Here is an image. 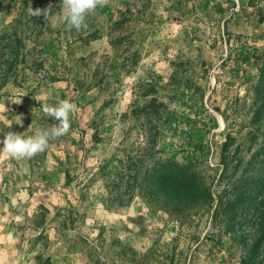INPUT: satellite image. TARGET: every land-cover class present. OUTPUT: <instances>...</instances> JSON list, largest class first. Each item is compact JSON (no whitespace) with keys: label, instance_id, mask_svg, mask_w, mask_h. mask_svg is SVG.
I'll list each match as a JSON object with an SVG mask.
<instances>
[{"label":"rangeland","instance_id":"obj_1","mask_svg":"<svg viewBox=\"0 0 264 264\" xmlns=\"http://www.w3.org/2000/svg\"><path fill=\"white\" fill-rule=\"evenodd\" d=\"M29 4L62 11L0 0V139L78 110L0 150V264H264V0H109L79 31Z\"/></svg>","mask_w":264,"mask_h":264},{"label":"clouds","instance_id":"obj_2","mask_svg":"<svg viewBox=\"0 0 264 264\" xmlns=\"http://www.w3.org/2000/svg\"><path fill=\"white\" fill-rule=\"evenodd\" d=\"M109 0H62L61 14L50 15L51 5L46 9L37 8L33 10L29 4L27 13L30 17H40L43 15L46 20L52 22L67 24L76 30L86 28L85 17L87 14L94 12L97 7H104ZM4 105L0 104V111L4 110ZM77 106L69 100H60L55 106L45 103L42 111L45 115L58 121L50 129L38 131L36 135L24 138L21 134L7 132L0 144L3 145L0 150L8 156L21 160L32 158L38 153L44 152L49 147V141L58 139L68 134L71 127L70 114L77 111Z\"/></svg>","mask_w":264,"mask_h":264},{"label":"trees","instance_id":"obj_3","mask_svg":"<svg viewBox=\"0 0 264 264\" xmlns=\"http://www.w3.org/2000/svg\"><path fill=\"white\" fill-rule=\"evenodd\" d=\"M163 179L165 180V178ZM178 181L179 185H177V187L187 188V192L191 191L196 184L194 177L192 175H188L185 170H183V173L181 172V176L178 178Z\"/></svg>","mask_w":264,"mask_h":264}]
</instances>
